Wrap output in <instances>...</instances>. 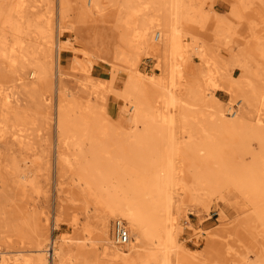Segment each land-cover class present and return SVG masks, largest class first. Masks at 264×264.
Returning a JSON list of instances; mask_svg holds the SVG:
<instances>
[{
  "label": "rangeland",
  "instance_id": "rangeland-1",
  "mask_svg": "<svg viewBox=\"0 0 264 264\" xmlns=\"http://www.w3.org/2000/svg\"><path fill=\"white\" fill-rule=\"evenodd\" d=\"M183 1L186 9L193 2L200 10L189 12L182 24L189 42L196 39L205 53L201 56L190 47L185 76L175 87L176 94L193 99L188 96L191 88L202 89L209 79L212 93L195 99L194 105L181 101L192 114L187 121L178 118L169 128L181 138L183 130L191 128L203 139L208 137L231 151L240 137L220 127L216 118L255 123L257 97L264 91V0ZM115 8L106 4L97 14L83 11L82 0H63L60 14L59 0H0V89L15 93L9 107L0 95L3 244L34 250L45 232L77 255L73 264H87L84 256L91 264L102 262L94 247L85 246L79 254L76 245L82 243L77 239L84 238L95 247L100 242L96 189L82 179L78 150L80 146L89 150L92 140L119 142L129 129L122 117V98L109 88L101 90L91 84L115 71L113 86L122 88L130 68L128 60L137 62L144 73L161 72L156 58L126 42L130 34L126 31L127 12L118 17ZM56 40L61 42L60 50L52 43ZM206 60L213 64L211 68ZM35 63L44 68L37 78L29 76ZM212 68L215 71L210 75ZM164 94L148 85L143 96L148 112L160 109L162 102L156 100H163ZM48 95L52 99L45 101ZM231 101L235 107L240 104L241 118L226 112ZM62 102L73 118L68 137L57 133L56 107ZM251 147L259 150L260 139H253ZM185 155L175 156L176 166L185 167V174H178L176 179L182 181L173 190L178 232L167 264H264V201L263 219L254 214L250 223L245 220L247 212L235 203L231 188L212 197L202 189L196 192L191 184L193 171L184 166L190 160ZM195 161L203 163L201 158ZM221 210L225 218H221ZM227 222H231V229L226 228ZM20 237L24 244L19 243ZM67 238L72 240L66 242Z\"/></svg>",
  "mask_w": 264,
  "mask_h": 264
},
{
  "label": "bare ground",
  "instance_id": "bare-ground-1",
  "mask_svg": "<svg viewBox=\"0 0 264 264\" xmlns=\"http://www.w3.org/2000/svg\"><path fill=\"white\" fill-rule=\"evenodd\" d=\"M82 4L85 12L101 13L106 9V4L116 5L113 11L118 17L127 12L126 31L130 34L126 37V42L133 45L136 51L156 58L161 72L144 73L139 70L137 62L128 60L130 68L122 88L113 86L115 71L108 78H97L99 83L91 84L93 88L101 90L109 88V91L122 98V117L129 130L119 142H105L107 139H103L101 142L94 140L93 143L92 140L89 150L84 151L79 147L77 164L82 179L89 184V188L94 186L96 189L94 192L100 241L99 246L95 247L94 243H89L88 238L77 239L82 241L76 244L79 245V254L83 253L85 246H92L96 249L95 253L102 258V262L98 264L170 262L168 254L176 245L178 232L173 210L176 202L173 190L182 181V178L178 180L176 177L185 171V167L175 164V156L180 153L190 158L184 166L193 171L190 177L196 192L202 189V193L212 197L221 193L224 188H231L232 197L243 213H248L249 210L245 215L246 221L251 223V215L254 214L263 219L264 91L257 97L254 124L247 125L238 120L241 118L240 104L235 107L232 101L226 112L231 117L238 118V121L231 123L226 117L216 118L220 119V127L226 131H234L240 137V141L231 151L222 148L217 142H212L208 137L203 139L200 133L197 134L191 128L183 130V138L169 128L178 118L187 121L192 114L190 107L180 105L181 101L194 105L195 99L212 93L209 92V78L202 89L195 85L191 88L188 96L193 99L179 97L175 88L181 85L185 76L190 47L196 49L201 56L205 53L196 39L193 43L189 42L182 24L183 18L189 12L200 13V10L195 8L193 2L186 9L183 0H82ZM62 10L63 0H59L60 14ZM61 26L59 21L58 28ZM52 43L56 44L58 50L61 49L59 40ZM206 62L211 68L213 64L209 60ZM56 69L59 71V67L56 66ZM43 70L41 64L35 63L29 76L37 78ZM214 71L212 68L210 75ZM148 85L165 92L163 100H156L158 103L162 102L158 105L160 111H147L146 98L143 96ZM0 95L4 99V105L8 107L15 100L12 90L0 89ZM51 99L50 95L45 97V101ZM72 120V115L64 103L57 104L56 125L59 135H70ZM253 139H260L259 150L251 147ZM200 158L203 163H196L195 159L198 162ZM220 213L221 218H225L222 210ZM117 219H122L130 231V239L123 245L117 244L112 236L113 223ZM75 223L80 225L79 222ZM230 223H226L227 229H231L232 226L228 225ZM18 239L19 243L24 244L23 237ZM67 239L66 242L72 240ZM5 242L9 241L6 239ZM33 251L40 254L26 253ZM76 258L77 255L69 247H65L63 242L58 243L55 237L48 236L45 232L40 234L34 250L24 249V245L0 242V264H73ZM83 259L87 264L92 263L88 256Z\"/></svg>",
  "mask_w": 264,
  "mask_h": 264
},
{
  "label": "built area",
  "instance_id": "built-area-1",
  "mask_svg": "<svg viewBox=\"0 0 264 264\" xmlns=\"http://www.w3.org/2000/svg\"><path fill=\"white\" fill-rule=\"evenodd\" d=\"M112 236L117 244H125L130 239V231L122 219H117L113 223Z\"/></svg>",
  "mask_w": 264,
  "mask_h": 264
}]
</instances>
